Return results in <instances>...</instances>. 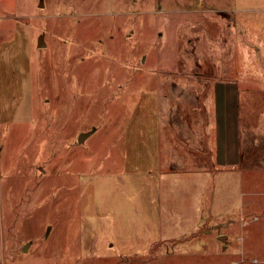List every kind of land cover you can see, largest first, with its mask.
<instances>
[{
  "label": "rangeland",
  "instance_id": "rangeland-1",
  "mask_svg": "<svg viewBox=\"0 0 264 264\" xmlns=\"http://www.w3.org/2000/svg\"><path fill=\"white\" fill-rule=\"evenodd\" d=\"M212 80L241 154L202 190L160 109ZM0 264H264V0H0Z\"/></svg>",
  "mask_w": 264,
  "mask_h": 264
},
{
  "label": "crops",
  "instance_id": "crops-1",
  "mask_svg": "<svg viewBox=\"0 0 264 264\" xmlns=\"http://www.w3.org/2000/svg\"><path fill=\"white\" fill-rule=\"evenodd\" d=\"M167 81L168 78L162 85ZM170 88L167 100H192L193 108H186L178 101H168L167 104L164 101L165 93H160L164 101L163 109H160L163 156L171 165L172 174L185 172L186 159H189L192 162L190 170L198 174L200 189L204 184L202 190H205L213 178L211 175H216L213 179L217 178V166L225 169L235 163L241 154L235 107L239 90L234 88L233 83H220L216 80L206 81L203 92L196 86L193 89L186 88L181 82ZM201 97H205L203 104ZM230 101L232 107L229 109ZM169 104L172 105L168 107ZM176 177L179 179V176Z\"/></svg>",
  "mask_w": 264,
  "mask_h": 264
},
{
  "label": "water",
  "instance_id": "water-1",
  "mask_svg": "<svg viewBox=\"0 0 264 264\" xmlns=\"http://www.w3.org/2000/svg\"><path fill=\"white\" fill-rule=\"evenodd\" d=\"M196 1L199 2V0H196ZM42 43H44L43 38H42V40H41V45H42ZM89 135H90V134H82V136H81V142L84 141V139L87 138ZM223 238H224V237H223Z\"/></svg>",
  "mask_w": 264,
  "mask_h": 264
},
{
  "label": "built area",
  "instance_id": "built-area-1",
  "mask_svg": "<svg viewBox=\"0 0 264 264\" xmlns=\"http://www.w3.org/2000/svg\"><path fill=\"white\" fill-rule=\"evenodd\" d=\"M254 262H257V261H254Z\"/></svg>",
  "mask_w": 264,
  "mask_h": 264
}]
</instances>
